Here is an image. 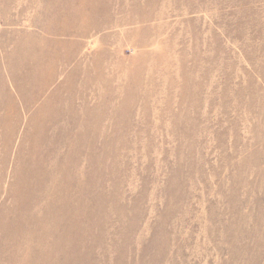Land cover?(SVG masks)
I'll list each match as a JSON object with an SVG mask.
<instances>
[{"label":"rangeland","instance_id":"1","mask_svg":"<svg viewBox=\"0 0 264 264\" xmlns=\"http://www.w3.org/2000/svg\"><path fill=\"white\" fill-rule=\"evenodd\" d=\"M0 264H264V0H0Z\"/></svg>","mask_w":264,"mask_h":264}]
</instances>
